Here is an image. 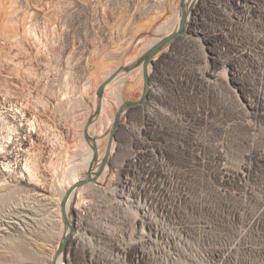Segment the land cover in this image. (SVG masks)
<instances>
[{
	"label": "rangeland",
	"instance_id": "rangeland-1",
	"mask_svg": "<svg viewBox=\"0 0 264 264\" xmlns=\"http://www.w3.org/2000/svg\"><path fill=\"white\" fill-rule=\"evenodd\" d=\"M173 2L135 44L89 50L116 25L82 0L62 18L0 0V264L51 263L65 186L92 158L83 129L95 92L176 29ZM188 10L186 34L148 68L145 103L122 115L103 174L78 190L60 264H264V0ZM142 87L141 69L106 87L88 130L98 161L119 103Z\"/></svg>",
	"mask_w": 264,
	"mask_h": 264
},
{
	"label": "water",
	"instance_id": "water-1",
	"mask_svg": "<svg viewBox=\"0 0 264 264\" xmlns=\"http://www.w3.org/2000/svg\"><path fill=\"white\" fill-rule=\"evenodd\" d=\"M189 19L188 10V0H179V21L176 29L166 36H163L156 40L139 58H137L133 63L119 67L111 76L104 80L97 88L95 95L97 99V104L93 114L89 117L84 129L83 136L85 141L89 144L92 151V158L89 162L87 172L85 177L81 180L74 182L70 187H68L60 201V214L63 220L64 231L62 233L60 242L57 249L54 252L52 261L50 264H58L59 258L61 259L65 253L66 245L68 240L72 237L74 233V222H73V207L76 199L77 192L83 186L96 183L98 178L103 174L106 166L108 165L114 136L119 128L122 120V115L132 107H139L143 105L147 99L148 94V68L151 66L155 58L162 54L166 48H168L176 39L184 36L186 34L187 25ZM141 69L143 87L141 96L137 101H125L120 102L119 107L116 110L113 120L112 128L108 133V140L106 144V149L103 158L98 161V149H97V138L92 137L88 134L90 125L96 120L100 115L102 109V100L106 87L115 81L121 75H127L134 70Z\"/></svg>",
	"mask_w": 264,
	"mask_h": 264
},
{
	"label": "crops",
	"instance_id": "crops-1",
	"mask_svg": "<svg viewBox=\"0 0 264 264\" xmlns=\"http://www.w3.org/2000/svg\"><path fill=\"white\" fill-rule=\"evenodd\" d=\"M54 5L50 10H44L42 0H36V3H40V7H36L42 14L48 13L50 17L62 18L68 16L69 10L64 11L62 7L64 3L67 6L74 7L76 1L80 0H53ZM87 7L90 17H99L101 19H113L115 27L111 28L109 33V39H106L107 30L103 33L99 40L89 41L88 49H98L100 46L102 49L109 48L111 45L119 46L117 49H121L123 45L129 43L124 38L128 37L132 40L131 44L136 43V39L141 35H147L149 32L159 23L167 14L172 10L174 6L173 0H82ZM63 5V6H62ZM73 11L72 12L73 14ZM93 25V24H92ZM106 26V24H105ZM160 27V26H159ZM93 29V28H92ZM91 29V33H92ZM94 32V29H93ZM99 32V30L97 31ZM95 32V34L97 33ZM105 44H104V43ZM75 42L70 41V45L67 43L66 48L74 50ZM19 73L21 71L19 70Z\"/></svg>",
	"mask_w": 264,
	"mask_h": 264
},
{
	"label": "bare ground",
	"instance_id": "bare-ground-1",
	"mask_svg": "<svg viewBox=\"0 0 264 264\" xmlns=\"http://www.w3.org/2000/svg\"><path fill=\"white\" fill-rule=\"evenodd\" d=\"M192 2H193V1H192ZM88 162H89V160H88ZM74 182H76V180H71L68 184H66L64 191H65L68 187H70ZM63 193H64V192H63ZM60 262H61V259L59 258V260H58V264H60Z\"/></svg>",
	"mask_w": 264,
	"mask_h": 264
}]
</instances>
